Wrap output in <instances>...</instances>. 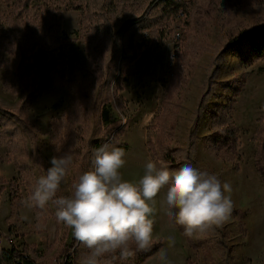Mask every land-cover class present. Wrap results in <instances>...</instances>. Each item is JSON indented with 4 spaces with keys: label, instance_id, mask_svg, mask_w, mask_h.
<instances>
[{
    "label": "rangeland",
    "instance_id": "1",
    "mask_svg": "<svg viewBox=\"0 0 264 264\" xmlns=\"http://www.w3.org/2000/svg\"><path fill=\"white\" fill-rule=\"evenodd\" d=\"M13 1L0 0V38L6 37L14 43L10 50L0 48V61L7 65L18 54L23 53L27 42L32 39L38 21L43 19L48 24H55L56 20L48 16V13L53 7L60 9L59 43L50 47L37 45L27 54L28 60L20 68L0 65V104L14 107L21 97V85L26 82L28 88H37L29 99L25 114L35 125L41 155L45 159L44 170L47 172L52 166L50 161L53 156H72L74 141L64 142L59 136L64 131L65 121L76 123L72 109L73 84L81 78L88 60L97 56L98 48L95 42H88L84 36V30L80 26L82 11L75 6V1L30 0V9L24 17L18 24L10 26L6 22V16ZM139 2L146 6L150 0ZM194 2L197 4V12L195 14L191 10V14H195L194 19L199 20V23L196 24V20L190 16L185 19H188V25H184L177 16L160 25L154 33L142 31L136 34L135 40L140 43L138 54L123 68L121 88L108 101L111 103L108 117L121 119L122 125L114 135V141L106 144L125 150L126 164L121 169L125 180L138 182L146 170V164L153 162L146 140L152 138L154 133L151 129L147 130V125L164 94L169 63L174 53L178 51L186 55L182 66L188 82L179 89L182 102L176 114L175 136L176 141L183 144L195 122L194 111L217 37L235 34L245 26L264 21V0ZM176 33L180 35L178 41L174 38ZM65 36L71 40H64ZM51 76L55 81L63 77L73 84L53 82ZM231 77L236 80L234 86L241 82V88L232 104V117L238 128L237 157L232 160L222 159L206 146L205 135L212 130L207 114H202L196 120L198 140L195 152L199 162L215 174L222 184L227 182L231 186V192H225L233 203L231 215L224 223L227 231L212 236L215 240L209 236L212 230L194 235L190 238L194 244L192 245L165 214L166 188L162 189L155 198L156 211L151 217L153 240H159L162 245L140 264H186L187 258L191 264H264V180L254 164L255 130L264 124V61L257 59L245 64L236 53L227 51L218 78L228 80ZM105 91V88L92 91L89 136H93L102 123L100 108ZM231 94L230 89L223 90L218 86L209 100V106L212 107L218 101L225 102L226 97ZM10 136L14 138L13 145L10 144ZM21 161L31 166L37 181L41 174L34 164L29 139L9 115L0 111V232L3 233L0 244L7 247L13 242L21 247L24 235L28 234L34 237L32 243L36 248L44 253L38 264H55L51 256L61 239L63 242L70 241L72 229L58 222L59 229L58 232L55 231L53 217L56 206L51 202L46 206L44 220L34 208H29L31 212L27 207L20 208L30 196L24 173L17 165ZM72 176L71 165L67 177L61 182L58 196L71 195ZM234 210L242 211L240 218L233 216ZM31 217L37 219L32 223H23L22 219ZM10 223L19 228H9ZM169 236L175 239L174 246H169ZM77 249L78 259L82 261L88 249L80 243ZM161 255L166 256V260H161ZM102 264L107 263L103 261Z\"/></svg>",
    "mask_w": 264,
    "mask_h": 264
},
{
    "label": "trees",
    "instance_id": "2",
    "mask_svg": "<svg viewBox=\"0 0 264 264\" xmlns=\"http://www.w3.org/2000/svg\"><path fill=\"white\" fill-rule=\"evenodd\" d=\"M76 7L82 11L80 26L84 30V36L88 42H95L98 48L97 56L88 60L83 67L81 78L74 84L63 77L59 84H73V115L76 123L65 121L64 131L59 136L64 142H73L72 147V170L73 183L78 180L79 175L92 169L93 152L108 141H114V135L120 131L122 121L119 118L108 117V110L111 103L108 101L113 98V94L120 88L123 68L130 64L137 56L140 43H137L135 36L142 31L154 33L157 28L168 23L173 17L179 16L184 25H188L187 17H193L196 24L200 21L194 15L197 12V4L194 0H150L146 6L139 0H73ZM144 6V7H143ZM184 8V9H183ZM30 9V0H14L10 11L6 16V22L14 26L20 22L26 12ZM148 10V12H147ZM186 10V12L184 11ZM191 10L195 14H191ZM147 12V13H146ZM180 12H183L181 15ZM60 9L53 7L48 13L56 20L55 24H48L45 20L38 21L31 41L27 42L21 55H17L14 61L7 63L0 61V65L12 68H20L24 61L28 60L27 54L39 45L50 47L60 41ZM144 14H146L144 16ZM70 41L69 37H63ZM14 43L8 41L6 37L0 38V48L10 50ZM227 51L238 55L242 63L250 64L254 60L264 61V21L243 27L235 34L217 37L213 45V53L209 59L206 78L198 97L197 106L194 111L193 126L186 135L185 143H178L175 139L177 131L176 114L181 106L182 96L179 89L188 82V76L184 72L182 63L186 60L185 53L176 51L170 59L168 77L164 94L159 102L158 109L149 124L147 130H153L154 136L146 140V146L153 156V162L158 168H166L175 171L185 164H191L202 171L209 169L196 158V143L198 140L196 120L202 114H207L212 130L205 135L206 146L222 159L232 160L237 157V125L232 117V104L234 96L241 88V82L233 85L232 77L228 80H220L218 73L224 61ZM117 68L119 74L115 77ZM236 81V80H235ZM230 89L232 94L226 97V101H218L212 107L209 100L216 92V88ZM106 89L105 96L100 108L101 124L98 125L95 134L90 133V116L92 107V91ZM36 87L28 88L27 82L21 85V97L17 100L14 107L9 108L0 104V111L9 115L15 125L19 126L31 143L34 164L41 176L47 174L44 170L45 159L41 155L38 136L33 121L25 114L26 106L32 93L36 92ZM11 134V132H10ZM256 150L254 164L256 170L264 180V124L255 130ZM10 144H14L13 136H10ZM24 173L26 186L29 195L36 184L31 166L25 161L17 164ZM213 174V173H211ZM1 189V187H0ZM74 190V189H73ZM10 199H13L12 191ZM39 216L44 220L46 210L35 209ZM241 210H234L233 216L240 218ZM55 231L58 232L59 225L56 216L53 217ZM176 228L183 233L179 225ZM227 229L224 224L218 230L211 232L212 236H217L218 232L224 233ZM3 233L0 232V238ZM62 238V237H61ZM188 238V237H187ZM192 243V240L188 238ZM78 241L75 239L73 230L69 242L61 239L56 251L51 258L55 264H82L78 259ZM215 243V241H214ZM159 240H153V246L148 251L138 252L134 258L127 261L119 259L104 260L107 264H140L144 259L156 253L160 247ZM44 257L43 251L36 248L34 243L24 242L21 247L13 242L8 247L0 244V264H38ZM186 264H191L187 258Z\"/></svg>",
    "mask_w": 264,
    "mask_h": 264
},
{
    "label": "clouds",
    "instance_id": "3",
    "mask_svg": "<svg viewBox=\"0 0 264 264\" xmlns=\"http://www.w3.org/2000/svg\"><path fill=\"white\" fill-rule=\"evenodd\" d=\"M47 174L36 181L26 201L28 208L56 206L57 222L73 230L75 239L88 249L82 264H102L106 258L127 261L153 246L155 198L166 188L165 214L183 229V235L221 227L230 217L233 203L215 174L185 164L174 172L149 161L138 182L123 179L125 150L104 144L93 152L92 169L79 175L68 196H58L73 157L53 156ZM26 219V217H25ZM169 246L175 239L168 237ZM161 260L166 256L161 255Z\"/></svg>",
    "mask_w": 264,
    "mask_h": 264
},
{
    "label": "crops",
    "instance_id": "4",
    "mask_svg": "<svg viewBox=\"0 0 264 264\" xmlns=\"http://www.w3.org/2000/svg\"><path fill=\"white\" fill-rule=\"evenodd\" d=\"M23 204V203H22ZM21 204V206H20V208H23V206L24 207H27L26 206V202H24V204L22 205ZM28 208V207H27ZM29 212H31L32 210H30L29 208L27 209ZM37 218H35L34 219V217H31L30 219H27V220H24V219H22L24 222L23 223H25V221H27V222H31L32 223V221L34 222L35 220H36ZM24 241H21L22 243L21 244H23L24 242H26V243H29V242H32V241H34V237H32V236H29L28 234H25L24 235ZM15 242V241H14ZM21 246V245H20ZM8 247V246H7Z\"/></svg>",
    "mask_w": 264,
    "mask_h": 264
},
{
    "label": "built area",
    "instance_id": "5",
    "mask_svg": "<svg viewBox=\"0 0 264 264\" xmlns=\"http://www.w3.org/2000/svg\"><path fill=\"white\" fill-rule=\"evenodd\" d=\"M180 14L182 15L183 12H180ZM174 38H175L176 41H178L179 38H180L179 33H176V34L174 35ZM12 224H13V225H12ZM9 228H11V229H18L19 226H16L14 223H10V224H9ZM9 237H10V236H9Z\"/></svg>",
    "mask_w": 264,
    "mask_h": 264
},
{
    "label": "water",
    "instance_id": "6",
    "mask_svg": "<svg viewBox=\"0 0 264 264\" xmlns=\"http://www.w3.org/2000/svg\"><path fill=\"white\" fill-rule=\"evenodd\" d=\"M119 74V68H117L116 76Z\"/></svg>",
    "mask_w": 264,
    "mask_h": 264
}]
</instances>
